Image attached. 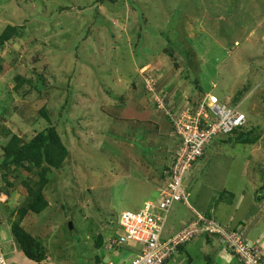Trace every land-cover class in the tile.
<instances>
[{
	"label": "rangeland",
	"instance_id": "obj_1",
	"mask_svg": "<svg viewBox=\"0 0 264 264\" xmlns=\"http://www.w3.org/2000/svg\"><path fill=\"white\" fill-rule=\"evenodd\" d=\"M97 1L0 0V34L17 29L11 42L0 43V158L12 139L22 146L47 128L40 111L69 151L44 189L47 208L21 223L42 246L41 263L27 260L10 234L28 197L22 183L32 185L41 175L36 167L14 169V175L0 170V187L3 177L13 182L9 199L0 196L3 258L7 264L129 263L127 248L109 253L94 242L118 238L122 213L157 201L164 162L177 158L182 144L168 130L200 103L244 115L242 132L255 140L250 134L244 146L234 135L214 138L184 172L188 206L223 224L241 221L254 244L264 236V0ZM158 91L163 110L157 108L161 97L146 93ZM68 92L64 122L57 113ZM170 107L174 113L163 118L159 112L169 114ZM182 205L171 207L163 238L171 221L178 229L192 216ZM204 235L190 240L187 253L200 256L196 264L207 258L218 264L214 252L205 251ZM206 235L226 257L218 238ZM257 244L261 258L264 242Z\"/></svg>",
	"mask_w": 264,
	"mask_h": 264
},
{
	"label": "built area",
	"instance_id": "obj_2",
	"mask_svg": "<svg viewBox=\"0 0 264 264\" xmlns=\"http://www.w3.org/2000/svg\"><path fill=\"white\" fill-rule=\"evenodd\" d=\"M162 101L161 97L157 102L159 110L164 109ZM200 105L201 103L198 113L193 110L192 113L189 112L188 115H182L177 121H173L171 125L176 136L181 139L180 147L183 149L177 152L178 157L172 161L171 171L165 187L160 191L159 201L145 203L137 213L125 212L120 215L118 226L121 235L109 242L107 250L127 248L132 252L133 259L129 263L112 261L104 264H167L171 256L176 255L178 246L202 234L216 236L226 251L238 258L237 264H263L260 262L261 258L257 257L255 248L249 245L238 231L221 229L214 220L197 213L196 221L185 229L187 231L168 241H162L163 226L173 204L181 202L188 205L189 195L182 187L184 172L202 158L205 148L214 138L229 135L245 124L244 115L235 114L234 111L233 114L229 110L208 104ZM130 244L133 248H128ZM0 264H7L1 251Z\"/></svg>",
	"mask_w": 264,
	"mask_h": 264
},
{
	"label": "trees",
	"instance_id": "obj_3",
	"mask_svg": "<svg viewBox=\"0 0 264 264\" xmlns=\"http://www.w3.org/2000/svg\"><path fill=\"white\" fill-rule=\"evenodd\" d=\"M98 1H97V3H98ZM16 32H17L16 28H9L8 30H5L2 34H0V43L2 45H4L8 42H11V40L14 37V35L16 34ZM85 37L86 36H84L83 39H85ZM142 66H140L139 68H141ZM144 85H145V83L142 84V86L145 88ZM68 88H70V85L68 86ZM69 92H70V90H69ZM69 92H68V95L66 97V101L64 102V104L61 106L59 112L57 113L58 118L64 119V122L69 121V120H67V118H68V107H70V98H71V95L69 94ZM146 93L149 96H151L152 98H153V96L156 95V96L162 97V99L165 100L162 96L164 94L162 91L155 92V94L148 93V92H146ZM157 108H158V105H157ZM174 109H175V107H170L168 110L170 111V113H174L173 112ZM155 112L158 113L157 111H155ZM159 113L160 114L163 113L162 114L163 118L169 117L168 115H165L164 111H161ZM40 114H42V116L44 117V119L48 123L47 128H45L44 130H41V132H39L35 137H33V139L28 140V141H24V144L22 146L17 145L19 140H17V139L13 140L12 139V141L8 142L6 146H3V148H2L3 155L0 158V170L6 171L7 173H11L14 175V173H13V171L15 172L14 169H18V168H22L29 173L30 167H36L39 175H41L38 178V180L35 183H33L32 185H28L25 181L22 183V187H24L26 189L28 197H27V199H25V202L21 206V208L17 211V218H18L17 221L15 223H13L10 227V232H11L10 234L14 238V244H16V246L18 245V247H19L18 249L21 250V252L26 257L27 260L32 261V262H36V263H41L45 259L46 255L44 254V251H43L42 246L40 245L39 241L37 239H35L34 237H32L30 234H28L21 227V223L25 220L27 214L39 215V214H41V212H43L47 208L48 205H47V202H46L44 194H43L44 189L49 183V177L52 174H55V172L61 168L63 162L65 161V159L69 155L68 149L65 147V145L62 143L61 139H59V137H58L56 127L52 125L50 119L46 116V114L44 115L43 111H40ZM106 116L110 117L108 115H106ZM155 117H159V116H155ZM155 117L153 116V118H155ZM116 121H118V120H116ZM159 122H160L159 120H156L155 123L148 125L149 127H147L146 130L143 131V135L141 136L140 141L148 139L149 134H152V131H153V128H150V127H154V126L158 125ZM245 124H246V120H245ZM245 124L241 128L234 130L232 132V134L228 135L229 138L232 135H234V139H235L234 143H237L236 145H244L245 146L246 144H248L249 139H250V134H252V141L251 142H253V140H255V138H253V133H251V132L243 133L242 132ZM138 125H141V124H138ZM146 126H147V124H146ZM138 127L139 126H135L133 128L130 127L127 130L133 131L134 129H137ZM141 127H142V129L144 128L143 125H141ZM155 130H157V129L155 128ZM168 132L171 134L173 132V128L169 129ZM257 137H259V135H257L256 138ZM130 138L131 137H129V139ZM164 138H166V137H164ZM229 138L227 139V141L223 142V144H228L229 142H231V139H229ZM131 141H132V139H131ZM139 143L140 142H138L137 145H139ZM153 147L159 148V147H156L155 145H152L151 148H153ZM164 157H165V159H167L165 154H164ZM172 161L173 160H170L169 162L165 161L164 162L165 166L163 165L162 171L160 172L159 177H160V180H162V182H164V184L167 183V176L169 175V173L171 171L170 169H171V165L173 163ZM24 164H27V166L25 167ZM23 167H25V168H23ZM15 178H17L16 175H15ZM10 180H11V178H9V177L8 178L3 177L2 182L4 184V187H2V186L0 187V196H5L8 198V196L10 195L11 192L9 190L12 189V185H13V182H11ZM223 193L226 194L225 191H222V195H223ZM4 204L5 203H0V206H1L0 208H3ZM205 217L207 219H211L209 216L205 215ZM236 229L237 228H235L233 230L236 231ZM204 238L208 243H211L209 237L206 234L204 235ZM112 239H116V237L110 236V238L107 241H104L102 237H99L95 240L94 245L96 246V248L98 250L103 248V250L106 252L107 250L105 249V247L109 244V242ZM189 242H190V240L183 243L182 245L178 246V248H176V250H177L176 256L182 252V249ZM132 246L133 245L130 244V245H128V248H131ZM120 251H124V250H121V249L117 250V252H120ZM108 252L110 253V251H108ZM229 254L232 257V262H233L232 264H237L238 258L236 256H234L233 254H231L230 252H229ZM176 256L175 255L171 256V258L167 261V264H170L171 259L176 257ZM99 259L97 260V262H99ZM261 260H262L261 262H263V259H261ZM208 261H209V258H207L206 264H209ZM99 264H103V262H100Z\"/></svg>",
	"mask_w": 264,
	"mask_h": 264
},
{
	"label": "crops",
	"instance_id": "obj_4",
	"mask_svg": "<svg viewBox=\"0 0 264 264\" xmlns=\"http://www.w3.org/2000/svg\"><path fill=\"white\" fill-rule=\"evenodd\" d=\"M155 117V116H154ZM156 118H159V117H156ZM160 176V175H159ZM158 180H160V177H158ZM165 181V180H164ZM161 183H159V188L157 189L158 190V195H159V192L160 190L164 187V182H162V180H160ZM164 184V185H163ZM158 199V198H157ZM149 202V201H148ZM184 205V206H183ZM182 207H186L187 208V211L190 212V215H192L190 218H187L185 221H183L184 219H182V221L179 222V225L180 227L178 229H176L174 226H173V223L172 221L170 222V225H169V229L165 232V237L163 238L162 236V241H166L168 239H171L174 235H176L181 229L184 230L185 228H187L191 222H193L195 220V213L197 214H202V215H206V216H209L210 218H213L218 224H220L221 226H224V227H227L229 229H235L237 228V230L240 231V229H242V232H243V236L244 238L249 242V240L247 239L246 237V233L249 231V230H245L244 231V227H243V223L241 221H235L234 223H232V221L229 219L228 220V223H222V222H219L217 221V219L215 218V216L212 214V213H200V212H197L195 209L193 210L192 208H190L188 205H185L183 204ZM230 226V227H229ZM241 232V231H240ZM241 232V233H242ZM262 241L264 242V236H260L256 239V242H254V244H251L253 245L254 247L257 248V242L258 241ZM211 241V240H210ZM202 242L204 243V245L208 248L206 249L205 251H209V252H214V255H216L218 257V264L222 263V264H232V257L231 255H229L226 251L225 254H226V257L222 256V251H219V247L218 246H214L213 243H208L205 239L202 240ZM260 243V242H259ZM189 246V243L182 249V252L180 254H178L176 257L172 258L171 261H170V264H196V261L200 258L197 257V256H190L188 255L187 253V248ZM194 249V248H193ZM204 255V254H203ZM202 256V255H201ZM263 256V262H264V255Z\"/></svg>",
	"mask_w": 264,
	"mask_h": 264
},
{
	"label": "clouds",
	"instance_id": "obj_5",
	"mask_svg": "<svg viewBox=\"0 0 264 264\" xmlns=\"http://www.w3.org/2000/svg\"><path fill=\"white\" fill-rule=\"evenodd\" d=\"M203 155H204V154H203ZM165 185H166V183H165ZM165 185H164V187H165ZM164 187H163V188H164ZM163 188H162V189H163ZM162 189H161V190H162ZM161 190H160V191H161ZM159 195H160V192H159ZM159 195H158V199H157L156 202L159 201ZM156 202H145V203H156ZM0 203H1V202H0ZM2 203H4V202H2ZM145 203H144V204H145ZM180 203H181V202H180ZM187 203H188V202H187ZM144 204L142 205V208H143ZM142 208H141L140 210H142ZM201 215H202V214H201ZM204 216H205V215H204ZM211 219L214 220L213 218H211ZM195 221H196V216H195ZM195 221H194V222H195ZM214 221H215V220H214ZM215 222H216V221H215ZM216 223H217V222H216ZM217 224H218V223H217ZM227 229H228V230H233V229H229V228H227ZM233 231H234V230H233ZM236 231H238V232L242 235V237H243V234H242L239 230L236 229ZM177 235H178V234H177ZM175 236H176V235H175ZM175 236H173V237H175ZM173 237H172V238H173ZM195 237H197V236H195ZM172 238H171V239H172ZM191 239H192V238H191ZM191 239H190V240H191ZM243 239H244V238H243ZM168 240H170V239H168ZM168 240H166V241H168ZM244 240H246V239H244ZM246 241H247V240H246ZM217 242H218V245H220V242L218 241V239H217ZM247 242H248V241H247ZM248 244H249V242H248ZM249 245H251V244H249ZM251 246H252L253 248H255L253 245H251ZM177 248H178V247H177ZM222 249H223L224 251H226V249H225L224 247H223ZM121 250H122V249H121ZM226 252L229 254L228 251H226ZM229 255H230V254H229ZM261 259H263V256H261ZM261 261H262V260H261ZM262 263L264 264V262H262ZM103 264H104V263H103Z\"/></svg>",
	"mask_w": 264,
	"mask_h": 264
},
{
	"label": "bare ground",
	"instance_id": "obj_6",
	"mask_svg": "<svg viewBox=\"0 0 264 264\" xmlns=\"http://www.w3.org/2000/svg\"><path fill=\"white\" fill-rule=\"evenodd\" d=\"M167 221V220H166ZM165 225V224H164Z\"/></svg>",
	"mask_w": 264,
	"mask_h": 264
}]
</instances>
